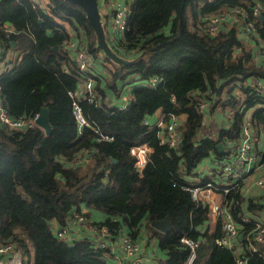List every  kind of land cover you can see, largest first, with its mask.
<instances>
[{
  "label": "trees",
  "instance_id": "16d2710c",
  "mask_svg": "<svg viewBox=\"0 0 264 264\" xmlns=\"http://www.w3.org/2000/svg\"><path fill=\"white\" fill-rule=\"evenodd\" d=\"M48 1L43 9L33 8L30 0H0V43L15 52L13 67L0 75L3 106L16 119L33 117L47 106L52 126L45 133L38 125L23 129L0 122V241L14 244L25 264H111L108 249L95 248L89 236L58 238L51 226L54 219L69 227L74 212L87 218L94 210L104 215L94 223L105 225L110 238L126 234L133 242L146 238L155 245L153 257L140 264H185L190 248L181 237L197 242L191 264H237L238 255L246 264H264V247L249 249L255 219L242 221L245 214L264 209V202L242 196L241 180L222 194L243 233L229 247L216 242L223 235L220 219L210 230L209 207L184 187L202 160L223 155L216 143L237 144L245 112L256 104L250 129L255 138L263 135L264 162V96L246 85L250 78L264 81V60L254 59L263 47L246 46L245 14L240 21L221 23L215 33L206 27L207 16L233 9L248 11L251 19L254 6L264 12V0H132L129 29L119 38L122 50L116 48L131 60L125 65L96 49L93 29L77 4ZM253 20L264 43V20ZM71 34L86 43L95 83V101L78 98L88 122L81 128L69 94L80 74L66 47ZM152 78L156 82L149 85ZM118 81L124 82L121 91ZM237 82H243L241 112L235 109V86L227 88ZM119 91L128 95L126 101L119 96L123 108L113 104ZM213 93L232 113L229 126L217 134L198 110L200 100H210ZM156 111L160 116L150 119ZM174 116L180 118V139L170 147L160 143L158 133ZM101 134L110 138L99 139ZM134 144L150 149L141 172L130 153ZM80 155L86 160L76 161ZM165 216L171 224L167 232L151 225Z\"/></svg>",
  "mask_w": 264,
  "mask_h": 264
},
{
  "label": "built area",
  "instance_id": "2783aa9c",
  "mask_svg": "<svg viewBox=\"0 0 264 264\" xmlns=\"http://www.w3.org/2000/svg\"><path fill=\"white\" fill-rule=\"evenodd\" d=\"M33 8L47 9L49 3L48 0H30ZM132 0H109L104 2L99 0V8L103 9L101 13V19L106 31V38L112 49L116 52V48L122 50L121 45L118 43L119 38L123 36L124 32L129 29L128 17L131 12ZM248 11L242 9H233L230 12L222 11L216 14L207 16L206 27L211 33H215L218 26L226 21V18L230 16L232 21H240L242 15L245 14L248 19L242 20L243 24L241 27V33L250 37L256 32V23L253 20L254 16H259L264 20V12L261 8L256 5L251 11V19L248 16ZM246 18V17H245ZM66 47L72 52V57L79 69L78 87L74 90H70L69 94L72 97V112L79 124V128L83 125H88V122L81 113V107L78 102V98L82 95H86L90 101L96 100V95L93 90L94 78L92 75V58L87 51L86 43L75 37V34H71V37L66 41ZM262 56L264 57V48L262 49ZM3 62V70L8 71L12 67V61L6 60L4 56V50L0 43V62ZM156 82L155 78H152L149 85H153ZM246 85L257 89L261 93L264 92V82L257 78H250L247 80ZM1 89V87H0ZM210 93L211 90H208ZM239 91V90H238ZM122 99L126 101L128 96L124 94ZM239 101L238 106L235 108L236 111L241 112L244 109L241 96H236ZM209 99H201L198 103V110L202 114L208 106ZM118 108L125 107V104L117 106ZM226 113L231 118L232 113L230 110H226ZM37 114L33 117L24 118H12L10 117L4 106L0 96V122L8 125L9 127L15 128H27L37 125L35 119ZM180 122V118L174 116L173 119L165 125L163 132H159L160 143H166L170 147H174L178 144L180 139L177 125ZM163 122L159 121L158 125L163 126ZM97 131V130H96ZM110 137L106 134H101L99 139H109ZM229 145L231 141L227 139ZM256 141V144H254ZM260 144V138H255L250 129V117H245L242 122L241 136L236 145L228 147L222 156L215 157L213 160L216 169L219 171L218 174L222 176L220 181L213 179H207L203 182H197L193 184H187L184 187L189 191L193 199L201 200L205 194L217 192L224 194L231 188L235 187L238 180L244 179L250 174L251 171L256 170L259 167L260 152L258 148ZM261 147V146H260ZM150 149L146 144H137L130 147V153L135 158V166L139 172L145 167ZM86 160L81 155L76 157V161L82 162ZM255 184L260 188H264V173L260 174L255 179ZM202 201V200H201ZM204 204V203H203ZM205 205V204H204ZM210 214L219 218L223 230V235L216 239V242L221 245L231 246L232 242L236 239L240 233L239 226L233 220L230 212L224 205H212L209 207ZM242 221L249 222L248 216H243ZM72 222L81 229L89 228L94 232V237L90 238L95 248H107L112 254L114 260L111 264H140L142 258L139 255V245L136 242L130 240L126 234L118 236L117 240L114 241L109 237L110 232L105 225L97 224L88 221L87 218L81 212H74L72 216ZM58 238L70 239L71 229L68 226H62L53 231ZM252 236L250 238L249 249L257 250L258 247H264V223L261 220H255L254 228L250 231ZM181 241L188 245L190 248V254L185 264H191L194 257V249L197 242L190 237H181ZM254 241V242H253ZM118 245L122 250L121 257L117 258V255L112 251V246ZM17 252V253H16ZM19 251H16L14 244L9 241H0V264L4 263V257L8 254L19 258ZM239 254V253H238ZM237 264H246L244 257L239 255L236 258ZM25 264V263H22Z\"/></svg>",
  "mask_w": 264,
  "mask_h": 264
},
{
  "label": "crops",
  "instance_id": "0c3cea01",
  "mask_svg": "<svg viewBox=\"0 0 264 264\" xmlns=\"http://www.w3.org/2000/svg\"><path fill=\"white\" fill-rule=\"evenodd\" d=\"M99 11H100V14H101L103 12V9L99 8ZM262 20H263V18H262ZM231 22H232V18L230 16H228L226 18V21L223 22V24L226 25L228 23L230 24ZM6 30L10 31L11 29L10 28H6ZM242 38H244L246 41L249 42L252 50H258L260 45L264 48L263 40H261L257 36L256 32L253 33V35L250 36V37H246V36H244L242 34ZM254 38H256L257 41ZM1 46H2V48L4 50V56L6 57V60L12 61L13 62L12 63V67H13L14 58H15V52L12 51L10 48H4L2 43H1ZM261 57L264 60V57L262 56V51H261V56H260L259 53H257L255 55L254 59L257 62H259V61L261 62V61H263L261 59ZM125 58H127V57H125ZM3 69H4L3 68V62L1 61L0 62V75L4 71ZM100 71H101V73H103L104 72L103 68H101ZM118 83H119V86L121 85L120 88H119L120 91H121L122 90V85L124 84V82L121 84L120 81H118ZM78 84H80V83H78ZM120 91L118 93L119 94L118 95V99H116L114 97L115 98V103H113V104H115L116 106L117 105L119 106V104H121V99H122V96L124 95ZM233 93L236 96H241V98L243 99V93L238 91V88L236 86L233 89ZM262 94L264 96V92ZM119 96H121V99L119 98ZM218 99L219 98L217 97V95H215L213 93L212 97H211V99H210V101L208 103V106H207V108L205 110V113L203 114V116H204V124L213 123L215 128H212V129L215 131V134H217V132H218L217 129L218 128H220V127H228L229 124H230V121H231L230 119H232V118H230L227 115V113H226V111L224 110L223 107H222V110H224V114H221V116H216V117L212 116L211 117L210 113L208 114V110H209L210 105L212 107L217 105L216 101H218ZM117 101H119V102H117ZM251 113H250V115H251ZM158 116H160L159 111H156V113L150 119H152V118L155 119V117H158ZM220 142H222L224 144L223 141H220ZM226 143H227V145L224 144V148L221 150L222 152H225L227 150L228 146H229V143H228L227 140H226ZM262 144H263V135H261V137H260V144H259V147H257L258 151H262L263 150ZM214 159H215L214 156H210V157H207L204 160H202V162L199 164V166L197 168V174L195 176H188V177H186V179L191 181V184L197 183V182H202L203 178H207V177L209 179L216 180L217 182L220 181L219 179H222L223 177L220 176V174H218L219 171L215 167V164L213 162ZM261 159H262L261 157L258 158L259 167L256 170L251 171L248 176H246L244 179L241 180L242 186H241L240 190H241L242 196H244V197H252L254 199L256 198L259 202H264V188H260L259 186H257L255 184V179L260 174L264 173V162H262ZM201 200H202V203L206 204L208 207H210L212 205H224V207H226L225 204H224L223 195L220 194V193H217V192L205 194L202 197ZM226 209H228V208L226 207ZM244 216H248L250 219L253 218L255 220H261L264 223V209L257 210V212L255 214H250V215H248V214L246 215L245 214ZM103 218H104V215L102 213H100L98 211H94V210H92L89 213V215L87 216V220L91 221V222H100V221L103 220ZM218 219L219 218H217V217H215V216L210 214L209 221H208V227H210V230L214 229ZM51 226H52L53 231L60 227V225L54 219L51 222ZM69 227L71 229V233H72L71 235L74 238H79V237H82V236L84 237V235H87L90 238H93L95 236L94 232L91 231L89 228H85L83 230V229L80 228V226L74 224L72 222V220L69 221ZM117 238L116 239L114 238L113 240L116 241ZM237 240H238V238L236 237V239L232 242V244H234ZM137 244L139 245V255L141 256L142 260H145V259L148 260V259L153 257L154 249H155V245L154 244H150V243L147 244L146 238H143L142 242L141 243H137ZM30 248H31V254L33 256V249H32L31 246H30ZM234 248H235V251H236L237 254L238 253L241 254L237 246L234 247ZM156 250H159V248L156 247ZM112 251L114 252V254L117 255V258L121 257L122 250H121V248L118 245H116V246L113 245L112 246ZM18 254L20 256L19 258H17L16 256H12V255L8 254L7 256L4 257V263L3 264H22L23 262H22L21 252L19 251ZM108 257H109V259H111V262L114 260L112 254L109 252V250H108ZM109 263H110V261H109Z\"/></svg>",
  "mask_w": 264,
  "mask_h": 264
},
{
  "label": "water",
  "instance_id": "95a60500",
  "mask_svg": "<svg viewBox=\"0 0 264 264\" xmlns=\"http://www.w3.org/2000/svg\"><path fill=\"white\" fill-rule=\"evenodd\" d=\"M71 4H77L85 13V18L89 22L90 26L93 29L95 35V47L102 51V53L108 57L112 62L118 65H125L130 63V59L125 58L123 56L118 55L110 46L106 38V31L101 19V14L99 11V0H64ZM14 44V41H12ZM57 48V46H55ZM49 108L47 106H43L40 108V111L35 119V122L38 126H40L45 133H49L52 130V126L49 122L48 118ZM218 152L224 148V144L222 142L216 143L215 146ZM151 225L156 229L167 232L170 229V220L168 216H165L162 219L153 220ZM243 233L240 232L237 236L238 239H241Z\"/></svg>",
  "mask_w": 264,
  "mask_h": 264
},
{
  "label": "rangeland",
  "instance_id": "374dc122",
  "mask_svg": "<svg viewBox=\"0 0 264 264\" xmlns=\"http://www.w3.org/2000/svg\"><path fill=\"white\" fill-rule=\"evenodd\" d=\"M63 22H64V21H63ZM94 36H95V35H94ZM245 44H246L247 47H251L249 43H245ZM116 53L119 54L120 56L126 57V56H124V54H121V53L118 52V51H116ZM237 84H238V85L230 84V85L227 86V88H229V87H231V86H236V87L238 88V90H239L240 92H242V91L240 90V85H242L243 82H237ZM227 88H226V89H227ZM124 91H126V92L128 93L129 96L131 95L130 92H129V89H128V88H125ZM216 104H217V105H215L214 107H212L211 105H210V107H209L208 114L210 113V116H211V117H212V116H213V117L221 116V114H224V110H225V111L227 110V109L222 110V106H221L220 103L216 102ZM257 106H258V104H256V105L252 106L251 108H249V109L245 112V117L250 116V113H251V112H252ZM227 115H228V114H227ZM207 124H209V125H208L209 127H211V128H215V126H214L213 123H207ZM253 178H254V177H253ZM246 180H247V179H246ZM80 238H83V236L80 237Z\"/></svg>",
  "mask_w": 264,
  "mask_h": 264
}]
</instances>
